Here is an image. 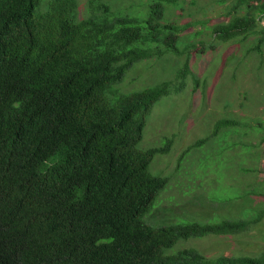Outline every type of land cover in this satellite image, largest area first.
<instances>
[{"label": "trees", "instance_id": "1", "mask_svg": "<svg viewBox=\"0 0 264 264\" xmlns=\"http://www.w3.org/2000/svg\"><path fill=\"white\" fill-rule=\"evenodd\" d=\"M229 3L212 36L254 37L251 51L264 57V0ZM78 4L0 0V264H264V250L166 253L179 240L234 236L254 221L153 228L142 220L168 184L149 167L169 144L139 145L148 115L175 84L131 94L117 87L138 63L168 53L187 56L176 78L184 82L191 51L215 45L184 43L191 25L169 17V8L183 11L179 0L153 1L144 18L87 0L81 19Z\"/></svg>", "mask_w": 264, "mask_h": 264}, {"label": "rangeland", "instance_id": "2", "mask_svg": "<svg viewBox=\"0 0 264 264\" xmlns=\"http://www.w3.org/2000/svg\"><path fill=\"white\" fill-rule=\"evenodd\" d=\"M99 1L116 16L144 18L155 0ZM230 1L179 0L183 11L169 8L171 20L191 25L183 33L184 43L215 45L203 53L191 51L193 75L184 82L176 78L187 56L168 53L138 63L117 87L120 94H131L163 82L175 84L148 115L139 145L149 150L169 144L149 167L168 184L142 217L145 223L153 228L193 222L256 223L234 236L179 240L166 251L169 255L197 249L210 258L222 253L258 257L264 250V216L256 221L264 210V57L251 51L254 37L238 44L212 36L211 28L224 21ZM86 5L87 0H79L81 19L87 15ZM226 120L232 123L217 127Z\"/></svg>", "mask_w": 264, "mask_h": 264}]
</instances>
